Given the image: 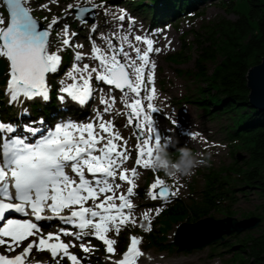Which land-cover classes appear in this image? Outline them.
<instances>
[{"label": "snow or ice", "instance_id": "snow-or-ice-1", "mask_svg": "<svg viewBox=\"0 0 264 264\" xmlns=\"http://www.w3.org/2000/svg\"><path fill=\"white\" fill-rule=\"evenodd\" d=\"M0 3L8 12L7 26L0 27V58L9 63L4 89L8 104L22 105L37 97L47 101L48 74L59 71L62 60L59 53L64 50L59 48L56 52H49L48 49L50 29L59 20L54 17L48 29L40 30L38 21L25 6L31 0H0ZM87 3L91 8L79 3L68 5L69 9H75L76 18L82 24L87 22L83 18L86 13L104 7L103 3L97 5L92 0H87ZM41 7L46 8L47 5ZM126 17L123 9L119 16L114 15V19L119 21ZM127 19L132 22L131 17ZM4 24L5 20L0 16V26ZM68 28L65 24L63 34L66 38L62 40L65 48L71 41ZM96 29L97 25L93 23L90 31L95 32ZM75 35L74 32L71 34ZM102 39L106 42V49L97 47L94 42L91 49V59L98 61L96 67L89 70V65L84 64L80 68L75 62L81 61L83 56L79 52L74 54L75 62L66 73L73 83L66 84L61 80L59 92L62 95L58 98L61 101L70 98L84 105L94 92L91 81L95 74L96 81L109 86L108 98H101L107 113L115 104L112 92L119 90L126 110L123 113L127 117L125 127L134 128L137 140L134 166L131 169L124 167L131 156L128 142L119 131L113 130L112 121H104L99 112L96 117L99 123H66L45 131L31 126L36 123L42 125V120L32 121L22 127L19 135L17 133L21 130L18 126L0 121V247L4 249L0 253V264H26L33 252H47V264H61L65 257L71 264H81V260L69 252V248L76 245L65 243L61 236H74L76 240L92 236L106 246L107 253L114 255L116 249L113 246L117 241L108 238V233L114 231L118 236L122 226L136 223L131 214L135 207L131 202L136 194L134 181L138 169H153L155 149L150 146L152 142L161 144V135L153 117L158 109L151 103L155 94L153 73L156 66L149 59V53L160 49H154L153 40L147 36L136 35L134 39L146 48L143 51L133 48L136 56L132 58L123 47H114L111 39L103 36ZM121 39L125 43L128 41L127 36ZM76 47L82 48L83 45ZM77 80L82 83L78 84ZM22 114H28V110L25 108ZM38 133L35 142H29ZM120 141L122 143H118ZM117 180L128 185L126 193L118 196L116 192L122 184L116 183ZM147 195L153 200L167 201L175 193L169 191L163 179L156 177ZM116 200L120 203L117 204ZM89 201L92 202L90 205ZM13 213L28 218H12ZM156 214H159V209ZM143 218L147 220L148 213ZM53 219L72 225L78 231L60 229L44 235L37 222ZM144 230L150 231L151 228ZM24 241H28L26 246ZM139 243L140 238L130 237L127 250L114 264H137L143 255L138 248ZM79 246L84 253L92 251L83 243ZM18 248L22 251L17 252ZM11 253L16 254L9 255Z\"/></svg>", "mask_w": 264, "mask_h": 264}, {"label": "rangeland", "instance_id": "rangeland-1", "mask_svg": "<svg viewBox=\"0 0 264 264\" xmlns=\"http://www.w3.org/2000/svg\"><path fill=\"white\" fill-rule=\"evenodd\" d=\"M221 1L206 0L197 4L195 7H190L184 11H180L181 9H179L178 11L180 12L177 15L170 16L168 19L152 21V10L147 5L149 4L148 0L138 3L140 5H147L148 7H138V5H135L138 0H92V2L97 5L103 3L104 6L107 5V9H114L115 16L120 15L121 9L125 10L127 17L132 18L131 23L134 22L133 24L136 27H139L138 29H140L142 37L145 36L143 34L149 26L151 33L159 31L165 32L164 44L166 49H160V47L153 46L154 49L158 48L160 51H153L149 53V56L153 53L152 56L154 57L152 58L154 61H151V63H154L156 66L153 73L155 94L153 100L151 101L153 106L158 109V111L153 114L154 122L161 135V145H166V151L169 155L168 158L172 163H175L180 159L179 149L181 148L189 149L198 159L204 160V163L194 169L193 175L190 177H182L179 180H174L173 178L165 175L163 171L155 169L145 170L143 168L138 169L137 180L136 182L134 181V191L136 194L131 198V202L135 206L132 209L131 214L135 218L136 223H128L127 226H122L118 236L114 231L108 233V238L115 239L117 241V243L113 246L116 249V253L114 255L106 252V246L100 240H97L92 236L83 237L80 240V244H85L90 247L92 251L90 253H84L81 248L78 247L76 249L75 253L81 260V264H114V258L118 255L120 249L126 244L129 235H138L140 237V243L144 254H150H148L149 256L146 258V260L152 262L150 264H239V260L242 258H245L247 262L248 256L245 253L239 252L236 248L226 249L225 247H222L221 244L220 246L212 244L202 248L201 250L179 251L173 250L174 245L171 243L177 226L182 222H193L194 219L203 211H208L209 214L206 216H211L214 219H221L225 216L235 217L237 220L247 218L249 216L260 217L258 227L250 231L246 230L239 233L240 237L255 236L264 230V199L258 193V190L254 188L244 191L236 189L233 193L234 201L225 204H216L209 209H207V205L203 202L202 198V195L204 194L202 189L205 187L206 179L209 174L225 171V169L231 167L236 162L241 165L247 158L244 151L237 149L233 146V144L226 141L227 125L231 124L228 114L217 113V111L211 107L207 110L209 106H204L201 102V96L208 93L210 83L205 79V77L197 75L194 69L196 57L194 44L195 38L199 37L202 33H205L204 31L206 29H209L217 22L221 23L222 20L224 22L232 21L236 18V14L234 12L226 10V6L223 4L224 0ZM77 3L80 5H91L87 3V0H55V2H53V0H31V3L25 5L31 10V15L43 23L47 29L52 19L54 17L58 18L59 23L53 25L50 29L48 49L49 52H56L57 49L64 48V50L59 53L62 57L61 61H63L65 52H68L70 56L68 60L66 59L64 63H61L63 64L61 70L55 73V75L50 74L48 76V81L50 79H53L54 81L56 75L59 73H61L63 75L62 77L66 80V73L72 69V65L75 62L74 54L77 52L81 53L83 58H86V62H90V60H92L96 65H98V61L91 59L93 42L97 47H99L97 45V38L102 39V36L107 37L112 40L114 47H123L124 50L127 48V46L120 43L116 37L112 35H105L100 29H96L92 35L89 34L93 23L97 26L103 23L101 18L98 16L99 8L94 9L92 22L87 21L82 24L79 20L75 19L71 9L68 8V5H76ZM42 5H47V7H41ZM0 16H2L5 20V24L0 27H5L8 17L6 11L2 7V3H0ZM127 17L124 21L114 19L113 21L111 20V22H115L117 24L120 22L122 25H118H121V27L130 26L131 23H129ZM65 24L69 26L68 35L71 38L73 37L71 36L73 32L76 33V36L77 34L79 36L82 31L85 32L84 34H86V36H84V39L86 40V43L90 45V51H86L84 47H76V45H83L84 39H76L75 42H71L70 46L66 48L63 46L62 40L66 38L62 33ZM59 26L61 27V32L56 31ZM89 36H91V39H89ZM102 40L105 42L104 39ZM166 42H171L172 44L166 45ZM130 43L133 45L132 58H135L136 56L133 48H140L141 51L146 48L143 43H139L135 39ZM129 51H131V49ZM217 62L218 61L215 63ZM75 63H77L80 68H83L80 66V63L85 64L82 60ZM214 64L208 63L207 67ZM94 77L95 74H93V79L91 81L93 87L95 88L96 86H99L100 88L96 91V102L92 104L91 109H95V106L99 104L104 105L101 103V98H108L109 88L108 85L96 81ZM67 81H69V83H73L71 79ZM4 82L5 81L0 84V89L2 88L1 90L3 92L2 94H4ZM80 82L81 81L77 80L78 84ZM54 87L55 89H49V93L51 97L55 99L58 97L55 83ZM149 87L151 88L153 85H150ZM101 89H103V92ZM120 95L121 94L118 90H114L112 92V96L115 97V104L113 105L112 110L114 109V111H116L115 113L118 115L116 119L107 120L104 118L105 120H103L112 121L114 126L116 125L113 130L119 131L124 140H127V148L130 151L131 156L124 167L131 169L134 166L136 156L135 145L137 140L134 135V128L132 126L125 127L127 117L123 115V113L126 110L124 105L121 103V100L118 99ZM55 102L59 103V98L56 99ZM46 103L40 102V105L34 109L30 107V104L27 101H25L22 105L26 107L27 110L29 109V111L31 110L32 112H35V115H31V113L28 112L32 121L37 120V118L41 116L40 113L45 114L43 116L49 119L47 120L46 125H48L50 120L52 122V120L58 116H74L70 114V112H67L66 114L64 112L55 113L54 107H57L59 110L62 104L55 103V106H53L52 103ZM1 104L2 101L0 100V105ZM5 104L9 106L8 99H5ZM42 105L46 106L44 111L42 109ZM40 109L41 111H39ZM37 110L39 114L36 113ZM49 111H52V114H48ZM77 113L78 115L76 116L74 123H93V117L87 119L85 117H81L79 112ZM99 113L102 114L101 111ZM110 114H105L103 117H107ZM95 115H97V112ZM0 121H2L1 117ZM173 121H176V123L174 124ZM169 122L173 125L169 124ZM171 139L176 141L182 140L183 142L189 143L180 144V146H169L168 143ZM118 143H122V141ZM154 145L155 143L153 141L150 146L154 148ZM155 154L156 153L154 151V156ZM237 157H240V159H237ZM243 167L244 165H242V168ZM156 177L163 179L165 184L170 188L171 192L175 193V195L170 196L167 201H161L159 199L153 200L147 195L150 190V185L154 182ZM116 183L122 184V187L117 190L116 195L118 196L122 193H126L128 185L119 180H117ZM109 195H111V193H109ZM101 199H103V197H101ZM91 203V201L88 202L89 205ZM116 203L119 204L120 201L116 200ZM177 204L182 209L184 217L174 220L170 219L172 220L171 223L168 227H166L164 235H161L159 232L161 227V218L164 217V213L169 206ZM138 209L142 213L138 212V215H136L135 212L138 211ZM157 209H159L158 215L156 214ZM225 211H228L229 215H226ZM145 213H148L147 220L143 218ZM148 227H150L151 230L145 231L144 229ZM142 233L145 235L162 236L163 238H160V240L164 242L165 247L162 249H158L156 246L150 248L147 247L145 237ZM27 243L28 241H25L23 242V245L26 246ZM20 251H22V248L17 249V252ZM3 252V247H0V253ZM15 254L16 253H11L9 255ZM48 256L49 255L44 252H33V254L29 257V260L35 258L40 260L43 264H47ZM61 264L71 263H69L65 257ZM248 264H253V262L251 263L250 261Z\"/></svg>", "mask_w": 264, "mask_h": 264}, {"label": "trees", "instance_id": "trees-1", "mask_svg": "<svg viewBox=\"0 0 264 264\" xmlns=\"http://www.w3.org/2000/svg\"><path fill=\"white\" fill-rule=\"evenodd\" d=\"M142 1L138 0L136 5L149 6L152 10L151 19L156 21L177 15L206 0H148V6L138 4ZM223 4L227 11L236 14V18L217 22L195 38L194 69L197 75L205 77L210 83L208 93L201 96V102L209 106L207 110L211 107L217 113L228 114L231 124L227 125L226 141L244 151L247 158L241 165L236 162L225 171L208 175L202 189L207 209L234 201L236 189L244 191L254 188L264 199V110L248 104L246 87L248 69L258 64L264 56V0H224ZM69 58V53H65L63 59ZM208 63L215 64L207 67ZM6 71L7 62L0 58V84L7 75ZM51 84L54 86L53 82ZM36 106L37 103L31 105L32 108ZM0 107L4 108V105ZM182 213L178 204L169 206L161 218L160 234L164 235L172 220L184 217ZM208 214V211H203L194 220ZM225 214L229 215V212L225 211ZM142 234L147 247H165L160 240L162 236ZM221 246L236 248L248 256L247 262L242 258L239 264H248L250 261L264 264V230L255 236L230 235ZM176 249L173 246V250Z\"/></svg>", "mask_w": 264, "mask_h": 264}, {"label": "bare ground", "instance_id": "bare-ground-1", "mask_svg": "<svg viewBox=\"0 0 264 264\" xmlns=\"http://www.w3.org/2000/svg\"><path fill=\"white\" fill-rule=\"evenodd\" d=\"M110 2V1H109ZM114 12L115 10L112 9V8H108L107 9V5H105L103 8H99L98 9V16L101 18V20L103 21V23L99 26H97V29H100L105 35H112L114 37L117 38V40L120 41V43L124 44L127 46V48L125 49V51H127L129 53V55L132 57V47H129V45L133 46L132 41H134V37L136 35H140L141 36V31L140 29H138L139 27L135 26L133 23L130 24V26H123L121 27L122 23L118 22V24H121V25H118L117 23L115 22H111V20L113 21L114 20ZM107 13V14H106ZM133 24V25H132ZM56 31H59L61 32V27L59 26L58 29H56ZM63 33V32H62ZM85 32L82 31L81 34L78 36L75 35L74 37L71 38V41L70 43L72 42H75L76 39H84V36H86V34H84ZM165 32H162V31H159V32H155V33H151L150 31V26L147 28V30L144 32L143 35L147 36L149 39L153 40V46H156V47H160V49H166L165 47V44H164V37H165ZM89 34H93V32H90ZM62 36V35H61ZM60 36V38H61ZM123 36H127L128 37V41L127 43L123 42L121 37ZM77 37V38H76ZM97 45L101 48V49H106L107 45L105 44V42L100 39V38H97ZM139 43H142V42H139ZM172 43L171 42H166V45H171ZM83 47L85 48L86 51H90V45H88L86 43V40L84 39V42H83ZM131 49V51H129ZM65 53H68V52H65ZM153 53L149 56V59L150 61H154V59L152 57ZM4 59V58H3ZM5 60V59H4ZM65 61V60H64ZM64 61H62L61 63H64ZM86 58H83L82 59V62H85V64H88L89 65V69H91L92 67H96L97 65L92 61L90 60V62H86ZM80 62V61H79ZM62 65L60 66L59 70H61L62 68ZM83 63H80V66L83 67ZM9 68V66H8ZM63 75L61 73H59L58 75H56V78L54 79V83H55V86H56V92L58 94V97L59 95H62V93H60L58 90L62 87V85L59 83L61 80H65L63 77ZM69 79L66 78V84H71L69 83V81H67ZM47 82H50V80ZM81 83V82H80ZM79 83V84H80ZM49 84V83H48ZM92 87H93V84L91 83ZM100 87L99 86H96L95 88L93 87V89H95V92H93L92 96L89 98V100L84 104V105H80L78 104L77 102L75 101H72L70 98H66L64 101H60V103H69L70 105H73L75 107H78V110H79V113H80V116L81 117H85V118H91L93 117V123H98L99 121L96 119L97 115H95L96 112H100L101 111V116L102 118L104 119H110V120H115L116 117L118 116L114 111V109L111 111V112H104V108H105V105H96L95 106V109H91L92 107V104L96 102V99H95V95H96V91L97 89H99ZM53 89H55V87L53 86ZM55 92V93H56ZM49 99L47 101L43 100L42 98L40 97H37L33 100H30L29 102H49V103H52L53 102V99L51 97V95L49 94ZM118 99L120 100V97H118ZM44 104V103H42ZM48 104V103H46ZM42 109L44 111V108L46 107L45 105H42ZM146 106V104H145ZM26 107H24L23 105H9V109H10V113H11V118L9 120H6L7 123H12L13 125H16L18 126V128L21 130V131H18L17 135L21 134L22 132V127L24 125H27V124H30L32 122V119H30V116L28 114H22L23 113V110L25 109ZM27 109V108H26ZM55 111H58V108L57 107H54ZM258 109V108H257ZM259 110V109H258ZM41 111V109L39 110ZM28 112L31 113V115H35L34 113L35 112H32L31 110L29 111L28 109ZM52 111H49L48 114H50ZM264 112V111H263ZM29 113V114H30ZM37 114H39L38 110L36 112ZM111 113V114H110ZM52 114V113H51ZM105 114H110L108 115L107 117H103ZM40 117L37 118V120H33V121H43L44 120V116L45 114H41L40 113ZM48 120V118H45V120ZM104 119V120H105ZM31 120V121H30ZM51 122V120H50ZM39 123H36V124H32L31 126L35 127V125H37ZM115 124H116V121H115ZM169 124H171V122H169ZM118 125V123H117ZM173 125V124H171ZM40 127L44 126V123L41 125H39ZM116 126V125H115ZM24 135H27V133H23ZM175 139V138H174ZM174 139H171L168 143V145L170 146H173V145H179L180 144H188L189 142H183L182 140L180 141H176ZM70 172V170H69ZM91 179V177H89ZM137 178V177H136ZM135 178V182H136V179ZM140 209V208H139ZM138 209V211L135 212L136 215H138V212H141L140 210ZM142 213V212H141ZM178 250V249H176ZM180 251V250H179ZM147 254V255H145ZM141 258H140V261H148L146 260V258L150 255L149 253H145ZM149 254V255H148Z\"/></svg>", "mask_w": 264, "mask_h": 264}, {"label": "water", "instance_id": "water-1", "mask_svg": "<svg viewBox=\"0 0 264 264\" xmlns=\"http://www.w3.org/2000/svg\"><path fill=\"white\" fill-rule=\"evenodd\" d=\"M81 6L91 8V5ZM3 8L5 9L4 5ZM71 12L76 18L75 9H71ZM93 17L94 9L86 13L83 18L92 22ZM38 26L40 30L47 29L40 21H38ZM246 87L248 89V104L251 107L264 110V56L258 64L248 69ZM237 159H240V157H237ZM259 222L260 217L258 216H249L240 220L231 216H225L221 219L205 216L194 222L180 223L174 232L171 242L177 246L178 250H201L212 244L223 243L229 235H237L243 231L255 229L258 227Z\"/></svg>", "mask_w": 264, "mask_h": 264}, {"label": "clouds", "instance_id": "clouds-1", "mask_svg": "<svg viewBox=\"0 0 264 264\" xmlns=\"http://www.w3.org/2000/svg\"><path fill=\"white\" fill-rule=\"evenodd\" d=\"M155 156L152 161V168L163 171L165 175L179 180L182 177H190L194 174V169L204 163V160L198 159L187 148H181L180 159L172 163L168 158L166 145H154Z\"/></svg>", "mask_w": 264, "mask_h": 264}]
</instances>
